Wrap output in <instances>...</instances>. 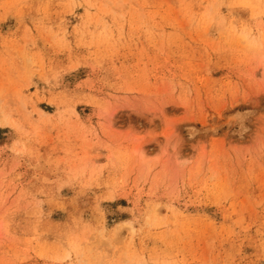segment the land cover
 I'll use <instances>...</instances> for the list:
<instances>
[{
  "label": "rangeland",
  "instance_id": "374dc122",
  "mask_svg": "<svg viewBox=\"0 0 264 264\" xmlns=\"http://www.w3.org/2000/svg\"><path fill=\"white\" fill-rule=\"evenodd\" d=\"M0 117V264H264V0H0Z\"/></svg>",
  "mask_w": 264,
  "mask_h": 264
},
{
  "label": "bare ground",
  "instance_id": "6f19581e",
  "mask_svg": "<svg viewBox=\"0 0 264 264\" xmlns=\"http://www.w3.org/2000/svg\"><path fill=\"white\" fill-rule=\"evenodd\" d=\"M244 37H245V36H244ZM3 117L6 118V116H3ZM3 117H0V127H5L6 124L8 123V122L6 121V119L3 118ZM119 228H120V226H117V229H119Z\"/></svg>",
  "mask_w": 264,
  "mask_h": 264
}]
</instances>
